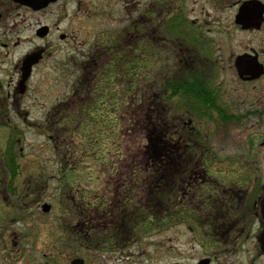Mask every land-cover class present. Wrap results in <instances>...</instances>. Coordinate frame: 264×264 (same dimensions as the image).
I'll list each match as a JSON object with an SVG mask.
<instances>
[{
	"label": "flooded vegetation",
	"instance_id": "obj_1",
	"mask_svg": "<svg viewBox=\"0 0 264 264\" xmlns=\"http://www.w3.org/2000/svg\"><path fill=\"white\" fill-rule=\"evenodd\" d=\"M89 6L84 0H0V264H11L14 257L19 259L31 253L41 254V259L36 261L33 256L30 264H124L127 258L133 259L132 250L142 253L143 238L178 225L191 234L190 242L197 246L200 255L185 254L183 261L168 264H264L262 168L218 164L209 151L208 134L203 127L212 122L217 133L224 137L231 127L257 117V121L261 120L264 149V59L260 63L262 75L252 80L249 75L239 77L234 63L237 57L257 54L252 51L253 55L243 54L234 59L240 83L261 82L257 102H250L249 110L238 114L233 102L236 97H227L226 91L223 95L220 85H210L205 79V73L213 72L216 65L211 62L210 69H205L207 57L202 56L204 42L200 27H194L195 22H185L179 7L157 10L151 0L144 11L137 10L135 17L126 21L127 25L103 32L84 51V43H78L81 29L77 20L81 13L87 18ZM162 45L169 47L168 69L163 79L170 88L168 96L173 94L174 85L177 90L169 101L157 103L158 79L152 74L150 99L156 102L150 107L161 104L171 110L167 115L163 147L170 165L174 164L173 155L183 163L192 153L198 159L197 165L188 172L189 181L176 178V167L171 166L170 181L163 185L170 219L167 228L143 232L138 225L142 207L139 167H114L102 191L91 187L87 193L92 198H88L79 186H69L75 185L76 159L66 157L60 147L66 146L63 133L78 135V125L100 124L102 119H110L109 91L117 86L123 95L127 58L134 61L137 74L136 100L139 105L146 103L149 90H146L145 74L149 70L152 73L157 65L154 59ZM147 47L152 60L146 55ZM79 59H82L81 65ZM44 66L50 71L63 68L64 76L72 79L69 93L63 99L56 98L50 107L39 102L44 97L39 92L41 82L35 85V77ZM117 97L112 100L114 105ZM176 108L199 109L196 126L201 139L197 144L189 146L195 131L193 116L186 111L176 116L172 112ZM28 130L42 137L46 135L48 142L56 141V177H47L48 170L41 156L27 151ZM152 131V138L146 139L150 145L152 142L151 151L156 155L163 141L156 127ZM192 147L197 148L191 151ZM54 179L58 188L59 221L50 233L60 236L64 247L72 246L70 249L75 251L69 255L61 247L53 246L51 255L39 247L40 229H45L43 217L53 209L45 202V189L48 181ZM157 184L151 185L154 201ZM93 185L98 183L90 186ZM213 187H218L217 191ZM196 192L203 206L198 214L174 212L177 202L184 203ZM44 205L49 206L48 212L43 211ZM19 223L21 228L14 230ZM77 251L85 256L78 255Z\"/></svg>",
	"mask_w": 264,
	"mask_h": 264
},
{
	"label": "rangeland",
	"instance_id": "obj_2",
	"mask_svg": "<svg viewBox=\"0 0 264 264\" xmlns=\"http://www.w3.org/2000/svg\"><path fill=\"white\" fill-rule=\"evenodd\" d=\"M245 1L249 0H153V3L158 8L157 10H162L166 6L179 7L178 11L182 13L185 22H195L194 27H200L198 30L202 33L204 42L202 56L203 58L207 57L205 59L208 61V63L207 61L205 63L207 64L205 69H210L209 63L211 62L216 65L213 72L209 73L206 71V80L210 85H220L221 90H223V95L224 91H226L227 97H236V101L233 102L237 107L235 112L238 114H244L249 110L248 106L250 102L254 104L257 102L256 98L261 95V82L253 84L240 83L233 66L234 59L243 54L253 55L252 51L257 54L259 63H262L264 59V29L245 32L241 31L239 26L234 24L237 9ZM257 1H260L264 5V0ZM84 3L90 5L88 7V16L85 18L84 13L79 14L77 25L81 29V33L78 36V43H84L82 49L86 51L93 40L103 32L108 31L109 33L127 25L126 21L134 18L137 10L141 9V11H144L150 5L151 0H84ZM139 5L140 8L138 7ZM134 6H136L135 9ZM105 13L108 14L107 17L101 16ZM187 29L191 30V27L188 26ZM162 46V48H159L160 53L158 55L160 57L165 56L168 60L169 47ZM81 61L82 59L78 60L79 65L82 64ZM59 69L50 71L49 68L44 66L40 70L41 73H38L35 77V85L41 82L39 84V92L41 96H44L39 99V102L46 105V107L53 105L56 98L63 99L69 93L68 86L72 83V79L64 76L63 68L61 70ZM57 82H60V85ZM109 93L111 100L116 99L115 95H122V91L117 86L110 90ZM118 101L116 100V107H118ZM234 103L232 104L234 105ZM184 111L180 108L172 110L176 116L182 115ZM118 113L117 116L115 112H111L110 110V114L114 116H109L112 119H116L117 126L109 118L102 119L101 123L98 124V133L103 137L102 144L99 146H96V142L94 144L91 143L90 139L94 138L84 137L81 133L78 135H73V132L72 135L67 132L66 134H62L66 140V146H61L60 150L64 149L66 157L70 155L72 160L76 159L74 164L76 175L73 179L75 185L69 186L73 188L79 186L80 191H84V195L91 187L94 190L102 191L101 189L105 184L104 181L109 177L107 173L108 165L102 166L103 161L104 163L110 162L111 164H115L119 160L118 158L121 159L122 156H125L126 159L131 154L137 156L139 149H142L147 143L144 137L146 134L143 130L138 128V126L130 128L127 119L125 117L123 118V112ZM192 120L193 126H196L198 121L194 117ZM257 120V117H253L244 121L241 125L238 124L231 127L229 133H226L224 137L217 133L216 124L204 122L206 124L203 127L208 134L207 145L209 151L215 155L214 159L218 164L239 167H261L262 169L260 170L264 174L262 126L261 120ZM28 132L29 137L26 141L28 146L27 151L30 155L41 156V160L48 170L47 177H56L57 155L54 149L56 141L48 142L46 135L42 137L32 130H28ZM86 132L89 131L87 130ZM94 133L95 131L91 135ZM112 134H116L117 136L113 137L114 135ZM115 143L117 146H114ZM151 145L150 143L148 144L150 149ZM126 159L124 162H126ZM99 172L103 174L100 176ZM67 180L68 177L65 181L68 182ZM95 183H98V185L90 186ZM57 194L58 188L56 180H49L47 188L45 189L44 198L45 202L51 204L53 209L48 216L43 217L45 229L43 230L42 227L40 229L39 247L41 250L42 248H44L43 250L46 249L45 253H48L47 255H51L50 253L53 251L51 248L53 246L61 247L60 249L69 255L75 251L70 249L72 246L64 247L63 241L60 242V236L50 233L52 229H55V224H58L59 221ZM65 204L66 201L63 202V205ZM13 228L14 230L20 229L21 224L19 223ZM190 239H192L191 234L186 233L181 225L172 226L168 231L143 238L141 245L145 248L142 249V253L137 250H132L133 259L130 261L127 258L122 263L168 264L173 261H183L182 255H193L194 253L200 252L197 246L190 242ZM77 254L81 255L82 253L81 251H77ZM82 255L85 256L84 253ZM196 255L200 254L198 253ZM33 256L36 261L41 259V254L31 253L19 259H15L14 257L13 263L11 264H30L31 257Z\"/></svg>",
	"mask_w": 264,
	"mask_h": 264
},
{
	"label": "trees",
	"instance_id": "obj_3",
	"mask_svg": "<svg viewBox=\"0 0 264 264\" xmlns=\"http://www.w3.org/2000/svg\"><path fill=\"white\" fill-rule=\"evenodd\" d=\"M160 47V46H159ZM158 47V48H159ZM151 51L150 48L147 47L146 49V55L150 56V59L152 60L151 56ZM129 58H127L124 62V93L123 96H118L117 101H118V107L113 104L114 101L110 100V109L111 112H115V115H117L118 112L121 113L123 112V118L125 117L127 119V122L129 124L130 128L137 127L142 129L143 132L146 134L144 137H152L151 133L153 132V128H157L159 139H162L163 142L159 144V152L154 155L151 149L148 147L149 141L143 146L142 149H139L138 155L135 156L134 154H131V156L126 157L122 156V158H118L117 163L111 164L110 162L108 163H102V166L108 165L107 166V173L109 174L110 172L113 171L114 167L118 166H125V167H139V171L141 174V182H142V207H141V219L138 221V225L141 226V230L147 231V230H155V229H166V225L168 220L169 213L167 212V204L166 201L164 200L166 198V190L164 188V184L166 182H169V173L171 166L176 167L174 170V174L176 178H182L181 180L189 181L187 180V176L190 175L191 172L190 169L194 168L197 165V156L192 153V156L188 155V157L185 158V162L183 163L181 160H179L175 155L174 156V164L170 165L169 163V157L166 153V148L164 144L166 143L164 140L166 137V124H167V117L169 116L168 114L171 112L169 109H165L161 104L156 107V108H151L153 106V102H156L155 99L151 102L150 99V81L152 78V74L154 78L158 79V82L156 80V94H157V103L161 102H167L170 100L171 97L176 95V85L172 88L173 94L171 96H168L167 92L168 90L170 91V88L167 86L168 82L165 80L163 82L164 76L167 74V59L165 56L160 57L159 55L154 59L156 61L157 65H155L154 70H152V73L150 70L145 74V80L147 81V89L149 90L148 95H147V100L146 103H140L138 104V101L136 100V86H137V74H135V68H134V61L132 60L131 62L128 61ZM147 67L144 68V71L146 70ZM153 69V68H152ZM118 76L119 75H115ZM123 77V76H122ZM120 76V78H122ZM115 78L110 77V81H114ZM206 79V77H205ZM171 85V84H170ZM122 94V93H121ZM122 98V101H121ZM120 106V108H119ZM86 108V107H85ZM186 112L190 113L196 120L198 121L199 116H198V111L199 109H187L185 110ZM119 114V113H118ZM168 115V116H167ZM114 115L110 114V117H113ZM118 116V115H117ZM114 125L117 126L118 123L115 121V119L110 118ZM98 124L93 123L92 125L90 124H81L78 125V133H81L82 136H87L90 138L91 143L94 144L96 142V146H99L102 144V136L98 133ZM114 128V126H112ZM119 128V127H118ZM195 131L192 132L193 137H190L189 146H192L194 144H197L201 137L199 136L198 128L197 126L194 127ZM92 129V131H91ZM89 132H86V131ZM94 134L91 135L92 132ZM118 133V131H116ZM115 132V133H116ZM113 137H116V134ZM114 146H117L116 143ZM197 147H192L190 148L191 151L196 150ZM71 156L68 155V158ZM138 157V160H137ZM126 159V162H124ZM79 160V159H78ZM213 160H215L213 158ZM185 167L184 169H178V167ZM100 176L103 174L102 172H99ZM101 182V181H100ZM158 182V186L154 189L156 191L155 193V199L156 201L151 199V194L150 192L152 191V186L154 183ZM100 184V183H99ZM183 185V184H182ZM209 187H212L209 185ZM214 191H217L218 187H213ZM88 193H85V197L88 196V198H92V195H87ZM162 199V200H161ZM152 200V201H151ZM200 195L198 192L196 194L189 198L187 201L184 203L179 201L175 205L174 212L175 213H189V214H198L200 212V204H202V201H200ZM203 208V206H201ZM144 236V235H143Z\"/></svg>",
	"mask_w": 264,
	"mask_h": 264
},
{
	"label": "water",
	"instance_id": "obj_4",
	"mask_svg": "<svg viewBox=\"0 0 264 264\" xmlns=\"http://www.w3.org/2000/svg\"><path fill=\"white\" fill-rule=\"evenodd\" d=\"M264 22V5L257 0H249L242 3L234 17V24L242 30H259ZM235 69L239 75H249L250 79H257L263 73V67L258 62L257 56H240L235 60ZM264 214V200L262 202ZM43 211L48 212L49 206L44 205Z\"/></svg>",
	"mask_w": 264,
	"mask_h": 264
}]
</instances>
